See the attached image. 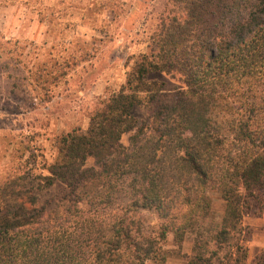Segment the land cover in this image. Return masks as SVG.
I'll use <instances>...</instances> for the list:
<instances>
[{
  "label": "trees",
  "instance_id": "trees-1",
  "mask_svg": "<svg viewBox=\"0 0 264 264\" xmlns=\"http://www.w3.org/2000/svg\"><path fill=\"white\" fill-rule=\"evenodd\" d=\"M153 73L177 75L185 89L139 123L132 111L163 87L147 80ZM259 86L264 0H169L87 130L57 137L45 175L19 170L0 182V264H163L169 234L186 264H246L243 220L264 213V110L248 99L231 108L229 98ZM58 185L63 198L41 204ZM214 194L223 215L204 228ZM140 210L156 214V236L144 235ZM251 263L264 264V249Z\"/></svg>",
  "mask_w": 264,
  "mask_h": 264
},
{
  "label": "rangeland",
  "instance_id": "rangeland-1",
  "mask_svg": "<svg viewBox=\"0 0 264 264\" xmlns=\"http://www.w3.org/2000/svg\"><path fill=\"white\" fill-rule=\"evenodd\" d=\"M168 1L0 0V182L19 170L33 180L45 175L43 168L53 158L57 137L87 130L91 112L119 91L133 58L146 52ZM147 80L163 87L151 106L132 111L139 123L149 121L156 106L172 103L185 89L177 75L153 73ZM244 89L229 98L231 108L248 99L257 111L264 110V86L257 92ZM128 140L125 135L121 143L127 145ZM63 190L58 185L41 192L40 203H58ZM223 211L224 203L212 195L211 215L203 227L219 225ZM134 216L141 221L144 235L156 236V214L140 210ZM243 225L247 247L264 243V213L246 217ZM194 237L193 232L187 234L182 254L193 253ZM164 251L168 258L163 264H186L176 256L171 234Z\"/></svg>",
  "mask_w": 264,
  "mask_h": 264
},
{
  "label": "crops",
  "instance_id": "crops-1",
  "mask_svg": "<svg viewBox=\"0 0 264 264\" xmlns=\"http://www.w3.org/2000/svg\"><path fill=\"white\" fill-rule=\"evenodd\" d=\"M254 244H255L254 246L252 244L251 246L249 245L250 247H248V259H247L248 262H252L255 255L264 249V243L260 245L258 243H254ZM251 248H254V250H252Z\"/></svg>",
  "mask_w": 264,
  "mask_h": 264
}]
</instances>
